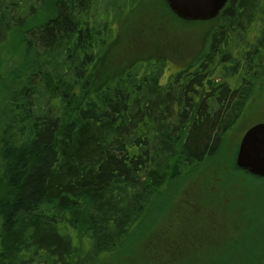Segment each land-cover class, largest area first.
Returning <instances> with one entry per match:
<instances>
[{
  "label": "trees",
  "instance_id": "trees-1",
  "mask_svg": "<svg viewBox=\"0 0 264 264\" xmlns=\"http://www.w3.org/2000/svg\"><path fill=\"white\" fill-rule=\"evenodd\" d=\"M144 1L0 0V264L157 249L165 206L219 161L260 93L264 0H230L166 79L164 60L113 73L114 24ZM251 233L248 262L264 264V221Z\"/></svg>",
  "mask_w": 264,
  "mask_h": 264
},
{
  "label": "rangeland",
  "instance_id": "rangeland-1",
  "mask_svg": "<svg viewBox=\"0 0 264 264\" xmlns=\"http://www.w3.org/2000/svg\"><path fill=\"white\" fill-rule=\"evenodd\" d=\"M167 9L164 0H145L116 20V37L103 57L115 63L113 73L123 74L140 62L164 60L166 79L202 54L216 24L183 22ZM104 59L98 62L100 71ZM261 88L227 136L219 163L208 167L195 183L185 184L176 205L170 201L165 206L167 216L156 227L158 248L153 245L146 251L137 245L108 256L106 264H249L256 258L257 240L251 243L249 236L264 221V179L245 175L236 166V157L246 131L264 123V83ZM141 236L138 233L136 241ZM183 246L188 250H181ZM202 246L205 249L198 250ZM190 251L197 252L196 259L188 257Z\"/></svg>",
  "mask_w": 264,
  "mask_h": 264
},
{
  "label": "water",
  "instance_id": "water-1",
  "mask_svg": "<svg viewBox=\"0 0 264 264\" xmlns=\"http://www.w3.org/2000/svg\"><path fill=\"white\" fill-rule=\"evenodd\" d=\"M170 11L185 22H209L221 16L230 0H164ZM236 166L251 176L264 179V123L244 134Z\"/></svg>",
  "mask_w": 264,
  "mask_h": 264
}]
</instances>
